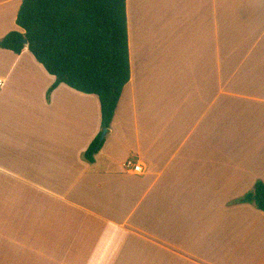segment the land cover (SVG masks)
I'll use <instances>...</instances> for the list:
<instances>
[{
	"label": "crops",
	"instance_id": "0c3cea01",
	"mask_svg": "<svg viewBox=\"0 0 264 264\" xmlns=\"http://www.w3.org/2000/svg\"><path fill=\"white\" fill-rule=\"evenodd\" d=\"M22 1L0 0V41ZM131 1V80L93 164L98 97H48L28 46L0 49V264H264V212L240 202L264 183V0Z\"/></svg>",
	"mask_w": 264,
	"mask_h": 264
},
{
	"label": "trees",
	"instance_id": "16d2710c",
	"mask_svg": "<svg viewBox=\"0 0 264 264\" xmlns=\"http://www.w3.org/2000/svg\"><path fill=\"white\" fill-rule=\"evenodd\" d=\"M17 25L24 33L11 32L0 49L20 55L27 39L29 51L56 78L48 97L62 84L97 96L102 129L109 131L131 80L127 0H23ZM104 143L101 133L84 154L89 164ZM240 202L264 212V183Z\"/></svg>",
	"mask_w": 264,
	"mask_h": 264
},
{
	"label": "built area",
	"instance_id": "2783aa9c",
	"mask_svg": "<svg viewBox=\"0 0 264 264\" xmlns=\"http://www.w3.org/2000/svg\"><path fill=\"white\" fill-rule=\"evenodd\" d=\"M1 86H2V82L0 81V87ZM125 170L135 175H143L145 172L142 164H140L139 162L135 161L132 158L126 161Z\"/></svg>",
	"mask_w": 264,
	"mask_h": 264
},
{
	"label": "rangeland",
	"instance_id": "374dc122",
	"mask_svg": "<svg viewBox=\"0 0 264 264\" xmlns=\"http://www.w3.org/2000/svg\"><path fill=\"white\" fill-rule=\"evenodd\" d=\"M139 1H141L142 4H143L142 8H146L147 6H149V7L151 8V4H154L155 7H156V6H157L156 4H157V3H160V2H161V5H162L163 7H165V9L167 8V0H132L130 3H131L132 6H133V4H136V3H138ZM163 13H164V14H163ZM157 18H163V19L166 20V13L163 12V10H162V13H161V15H160V8H159V14H158V17H157ZM102 134H103V132H102Z\"/></svg>",
	"mask_w": 264,
	"mask_h": 264
},
{
	"label": "water",
	"instance_id": "95a60500",
	"mask_svg": "<svg viewBox=\"0 0 264 264\" xmlns=\"http://www.w3.org/2000/svg\"><path fill=\"white\" fill-rule=\"evenodd\" d=\"M22 44L25 45V46H28V40H27V39H24V40L22 41ZM107 133H108L107 130H104V131H103V134H102V141L105 140V137L107 136Z\"/></svg>",
	"mask_w": 264,
	"mask_h": 264
}]
</instances>
